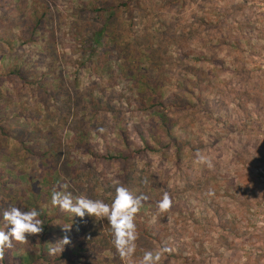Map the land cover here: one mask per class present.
Segmentation results:
<instances>
[{
	"label": "rangeland",
	"instance_id": "1",
	"mask_svg": "<svg viewBox=\"0 0 264 264\" xmlns=\"http://www.w3.org/2000/svg\"><path fill=\"white\" fill-rule=\"evenodd\" d=\"M98 1H110L118 10L102 13ZM124 1L0 0V10L10 15L4 18L0 11V43L5 37L13 41L4 42V53L0 48V145L18 155L3 158L6 152L0 147V187L7 180L24 182L18 176L22 171L33 172L41 211L57 225L49 248L68 236L71 243L64 250L77 253L83 245L89 250V230L101 226L111 241L86 252L87 264H138L145 250L163 247L169 251L160 264H264V0H182L174 6L170 0H137L130 9ZM15 8L21 11H10ZM84 8L114 19L120 28L115 45H96L94 55L81 47L84 37L79 41L71 24L76 19L68 15ZM26 14L32 22L41 18L37 31ZM87 19L90 26L91 16ZM183 27L185 48L171 45L159 56L160 67L150 69L154 78H162L158 92L172 123L169 137L154 109L141 107L125 72L131 62L125 55L146 51L141 42L149 39L157 46L162 33L180 35ZM49 32L57 38L52 49L64 82L52 98L46 88L34 94L30 84L35 73L46 71L42 63L53 58L42 53L51 46ZM3 66L5 71L24 69L28 85L3 74ZM43 132L52 134L46 156L26 159L22 141ZM146 141L150 150H145ZM120 154L129 157L118 159ZM124 183L134 195H147L146 203H157L142 204L135 216L139 229L132 258H122L114 248L106 218L74 217L51 204V188L110 204L115 188ZM165 191L171 198L166 212L158 208ZM25 207L23 203V210L34 208ZM16 253L15 259L21 248Z\"/></svg>",
	"mask_w": 264,
	"mask_h": 264
},
{
	"label": "trees",
	"instance_id": "2",
	"mask_svg": "<svg viewBox=\"0 0 264 264\" xmlns=\"http://www.w3.org/2000/svg\"><path fill=\"white\" fill-rule=\"evenodd\" d=\"M134 1H137V0H125L123 2V6L127 9H130L132 6V2ZM181 2L182 0H170V5L174 6ZM97 3L100 4V7H101L100 12L102 13L106 12V13H111L114 15L116 11L118 10V8L110 1H107V2L98 1ZM0 11L3 16L5 15L4 18H7L8 16H10L8 14L9 10H5L2 7ZM10 11L20 12L21 10H19V8H15L14 10H10ZM90 13H92V15H90ZM94 14H96L95 10L84 8L79 11H76V16L74 17L68 15L69 16L68 18L76 19V21H72L71 24L73 28L79 32L77 36L79 41L84 37V41L80 42L81 47L83 46L85 47V50L86 49L90 50L91 55H94L97 52V49L95 48L96 45H100V44L106 45V43H108L109 41L114 42V45H115V42L120 37V33H119L120 28H118V24L114 21V19L112 20L110 18L106 19L103 17L102 14H99V15H94ZM26 15L30 23L29 25H31V22H32L31 14H26ZM88 16H91V20H92L91 22H93L91 23L90 26L89 25L86 26L87 23H85L86 21H88L87 19ZM133 19L134 17L132 13H130L129 20L132 22ZM83 23L85 25H83ZM32 24H33L32 25L33 32L37 31L38 27L41 24V18L37 20L35 19L34 22H32ZM14 25H17V22ZM85 26L88 29H90V31L87 30ZM178 27H181V26L178 25L177 28ZM186 33H187V28L185 27L182 28L180 35H177L176 32L173 33L172 35H170V33L168 32L162 33V37H160L161 39L157 43V46L155 44V40L149 39L148 36H144L149 39L147 41L141 42L145 44L146 51L138 52L132 56V50H131V51H128L129 55H125V58H128L131 61L129 65L124 66L125 72L128 73L127 74L128 81L129 80L133 81L134 85L132 87V90L133 91L137 90V93L139 94L138 101L140 102L141 107L142 108L146 107L145 110L154 109V112L156 113V115H159V118L161 120L160 126L162 127V130H164L166 135H168L169 137H172V125H171L172 123L170 121V118L166 115L167 105H166V102L163 101V98H162L163 94L161 91L158 92L160 88L159 82L162 80V78L160 79V76H158V78L157 77L154 78L150 74L151 72L150 69L153 68L154 70H156L160 67V63H158L159 56L163 55V53H165V50H167L171 45L175 44L181 50L184 49L185 47L183 46L182 42H184L186 38L185 37ZM55 40H57V38L55 37L54 33L51 34L49 32L48 41L51 42L50 43L51 46L45 47V49L42 50V53L44 55L50 54V57H53V58L52 60L48 62L42 63L43 64L42 66L45 65L46 71L35 73L36 74L35 80L33 81V83L32 82L30 83L31 85L33 84L35 86L34 94L38 93L40 95L41 89L43 90V88H46L44 90V93L47 94V96L50 98H52L51 94L55 91V89H58L60 87L59 85L60 84L63 85L64 83L62 80L60 81V73L62 71H60V68H57L58 66L56 64V61L59 58L56 56L54 49H52V47H54ZM138 40L142 41L141 38ZM1 41H3V44L0 43V48L3 51L2 53H4L8 45L13 44V41L11 40L9 42L8 37H5L4 39L1 38ZM4 42H9V43H7L8 45H5ZM86 44H91V46H86ZM127 47H129V45H127ZM106 53H110V52H106ZM118 53H121V52H118ZM187 56L188 55H184V54L181 55V57H185V58ZM62 59L67 60L69 59V57L68 55H64ZM109 60H110V57L107 54L105 61H109ZM163 60H165L164 57H163ZM147 62L148 63L150 62V66L146 65L145 67V64ZM81 66L85 67L86 64L83 63L81 64ZM1 70L0 72H2ZM58 72H60L59 75H58ZM3 74L7 76L15 77L17 81L19 82L18 83L19 85L24 84L26 86L30 82L28 81L27 83V81H25V78L28 76L27 75L28 73L22 68H19L17 71H13V69L11 68L6 69L5 71L4 66H3ZM21 90H23L22 87H21ZM189 91L191 90L188 89V92ZM177 97L179 99L180 96L172 95V99L173 98L176 99ZM6 101L8 100L6 99ZM37 104L40 106L42 104L41 100L37 101ZM7 116H9V113L7 114ZM9 123H10L8 124L9 126L13 124L11 122ZM0 129L4 130V125H2V123H0ZM151 130L153 129L151 128ZM43 133L44 135H48L45 132ZM2 134L4 135L6 133L2 131ZM9 135L7 136L9 137ZM44 135H41L40 133L39 136L33 135L32 139L29 141H24V140L22 141L24 157L26 159H29V158L34 159L36 156L37 160L41 161V158H44L46 156L47 151H45V149L48 146L52 145V139H48L51 137L52 134L48 136H44ZM82 136L83 135H81V137ZM149 136H151V139L153 140H155L156 138V135H154L153 132H151ZM9 139H12V137H9L7 140ZM172 141L175 143L176 146H178L179 148L181 147L178 145L176 139L173 138ZM0 147L4 149V151L6 152L4 155H2L3 158L10 159L12 157L14 159H18L16 150L13 152H9L8 146L0 145ZM145 150H150V146L148 142L145 145ZM41 154L43 155L42 157H41ZM128 157H129V154L128 156L120 154V156H118V159L120 158L127 159ZM131 169L132 167L126 168L125 169L127 171L126 174H128V171ZM24 172L25 171H22L20 173L21 175H18L20 180L22 178L24 182L23 181H21V183L14 182V179L7 180L6 186L0 187V214H2L4 210H7L8 208L12 206L21 208V205L24 203L27 206L25 207L27 209L30 205H33V207L37 209L38 211H40L41 213V215L39 216V219H41L43 222V231L37 234H28L26 241H23V242L14 241V247L0 248V264H37V263L65 264L66 263L65 261L69 262L70 264H87L84 259L86 258V255H85L86 252H88L89 250L95 251L100 244L108 245V243H110L111 237L109 236V234H106V233L102 234L101 233L102 228L100 226V230L95 229V228H92L91 230H89V233L87 236L93 238L89 242V250L83 245V247H79L77 253H74L72 250H63L62 253L50 255L49 254L50 248L47 246V242H48V245L51 243L49 240V236L50 234H53L52 230L54 228H57V225L53 223L52 218L48 217V215H46L44 211L43 212L41 211V200H42L41 199V189L38 188L36 185H33V181H34L33 172L31 170L28 171V173H24ZM14 173L15 172L10 171V174H14ZM3 174H4V171L0 174V176ZM48 182L51 185L53 184L51 180H48ZM1 185H4V184L0 179V186ZM122 185L125 186V183ZM151 187L152 188H150V190L154 188V185H152ZM28 190H30V195H28ZM55 190H56L55 188H51L50 192L53 193V191ZM15 195H18V196L16 197ZM152 204H157V203L156 202H152V203L143 202L144 206L152 205ZM172 210H174V208ZM166 211H168V209ZM2 226H3L2 215H0V227ZM107 226L109 227V231H110V226H109L108 221H107ZM136 229H139V228L136 227ZM84 230L86 231V229H83V233H84ZM110 233L112 234L111 231ZM143 233H145V235H148V232L146 230L143 231ZM60 235L64 236L61 233V231H60ZM15 244H20L19 245L20 247L15 246ZM52 245H55V244H52ZM17 248L19 249L21 248V253L18 255L17 259H15V256L17 254L16 253ZM110 249L113 251L114 258L116 259V251L114 250V248H110ZM35 250H37L39 253H36Z\"/></svg>",
	"mask_w": 264,
	"mask_h": 264
},
{
	"label": "clouds",
	"instance_id": "3",
	"mask_svg": "<svg viewBox=\"0 0 264 264\" xmlns=\"http://www.w3.org/2000/svg\"><path fill=\"white\" fill-rule=\"evenodd\" d=\"M103 132L104 129H99ZM211 167V163H209ZM60 188L64 189L62 185ZM212 195L210 191L208 193ZM145 194L134 195L126 186H117L115 195L110 204L103 200L91 199L85 196L74 197L71 192L55 190L51 196V204L68 212L74 217L81 218L85 215L96 218H106L112 232V244L122 258H132L136 252V240L138 233L135 224V216L140 210L143 202L148 200ZM171 206V198L165 191L158 202L160 211H166ZM3 226L0 227V248H11L12 242H23L27 240L28 234H37L43 231V222L39 219L40 211L33 208L23 210L12 206L2 212ZM65 231L71 228L64 227ZM71 243L68 236H64L59 242L49 249L50 255L62 253L64 247ZM167 247L156 250H145L138 264H160Z\"/></svg>",
	"mask_w": 264,
	"mask_h": 264
}]
</instances>
